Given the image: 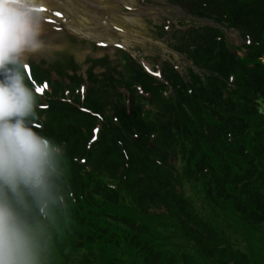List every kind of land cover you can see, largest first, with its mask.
I'll list each match as a JSON object with an SVG mask.
<instances>
[{
	"label": "trees",
	"instance_id": "obj_1",
	"mask_svg": "<svg viewBox=\"0 0 264 264\" xmlns=\"http://www.w3.org/2000/svg\"><path fill=\"white\" fill-rule=\"evenodd\" d=\"M167 1L211 23L174 37L186 73L120 48L27 64L70 193L46 264H264V0Z\"/></svg>",
	"mask_w": 264,
	"mask_h": 264
},
{
	"label": "clouds",
	"instance_id": "obj_2",
	"mask_svg": "<svg viewBox=\"0 0 264 264\" xmlns=\"http://www.w3.org/2000/svg\"><path fill=\"white\" fill-rule=\"evenodd\" d=\"M44 0H0V264H46L49 226L66 212L65 148L34 130L27 61L43 39ZM264 115V108L259 109Z\"/></svg>",
	"mask_w": 264,
	"mask_h": 264
},
{
	"label": "rangeland",
	"instance_id": "obj_3",
	"mask_svg": "<svg viewBox=\"0 0 264 264\" xmlns=\"http://www.w3.org/2000/svg\"><path fill=\"white\" fill-rule=\"evenodd\" d=\"M42 13L43 39L51 47L42 55L30 56L27 64L69 56L84 64L88 58L106 54L114 58L116 49L121 47L151 72L158 70L157 74L164 60L172 61L186 73L191 63L170 48L174 37L193 24H211L194 20L167 0H44ZM164 24H170L165 36L157 30ZM224 31L232 45L241 47L238 32ZM86 69L84 66L83 71Z\"/></svg>",
	"mask_w": 264,
	"mask_h": 264
},
{
	"label": "snow or ice",
	"instance_id": "obj_4",
	"mask_svg": "<svg viewBox=\"0 0 264 264\" xmlns=\"http://www.w3.org/2000/svg\"><path fill=\"white\" fill-rule=\"evenodd\" d=\"M57 15H58V13H57ZM47 87H48V85L45 83L44 88H47ZM36 90H37V92L42 93L44 89L43 88H37Z\"/></svg>",
	"mask_w": 264,
	"mask_h": 264
},
{
	"label": "water",
	"instance_id": "obj_5",
	"mask_svg": "<svg viewBox=\"0 0 264 264\" xmlns=\"http://www.w3.org/2000/svg\"><path fill=\"white\" fill-rule=\"evenodd\" d=\"M159 76H161V74Z\"/></svg>",
	"mask_w": 264,
	"mask_h": 264
}]
</instances>
